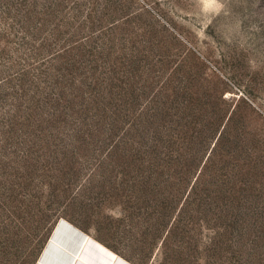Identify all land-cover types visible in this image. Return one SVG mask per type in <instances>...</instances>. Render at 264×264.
<instances>
[{"label": "rangeland", "instance_id": "obj_1", "mask_svg": "<svg viewBox=\"0 0 264 264\" xmlns=\"http://www.w3.org/2000/svg\"><path fill=\"white\" fill-rule=\"evenodd\" d=\"M0 264H264V0H0Z\"/></svg>", "mask_w": 264, "mask_h": 264}]
</instances>
